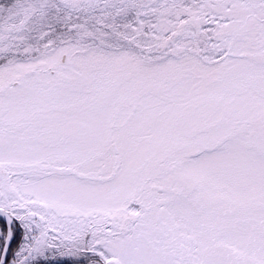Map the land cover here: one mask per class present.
Returning <instances> with one entry per match:
<instances>
[{"label":"snow or ice","instance_id":"snow-or-ice-1","mask_svg":"<svg viewBox=\"0 0 264 264\" xmlns=\"http://www.w3.org/2000/svg\"><path fill=\"white\" fill-rule=\"evenodd\" d=\"M0 264H264V0H0Z\"/></svg>","mask_w":264,"mask_h":264}]
</instances>
